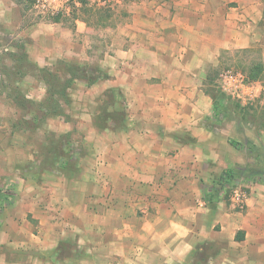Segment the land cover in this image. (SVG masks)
Segmentation results:
<instances>
[{"label": "crops", "instance_id": "obj_1", "mask_svg": "<svg viewBox=\"0 0 264 264\" xmlns=\"http://www.w3.org/2000/svg\"><path fill=\"white\" fill-rule=\"evenodd\" d=\"M29 4L0 0V38L23 48L27 117L85 101L94 130L27 159L34 171L0 209V264H264V181L250 171L264 130L221 122L213 82L231 54L264 49V0H127L69 17ZM65 75L57 99L51 76ZM242 137L257 151L244 164ZM242 179L240 210L230 196Z\"/></svg>", "mask_w": 264, "mask_h": 264}, {"label": "rangeland", "instance_id": "obj_2", "mask_svg": "<svg viewBox=\"0 0 264 264\" xmlns=\"http://www.w3.org/2000/svg\"><path fill=\"white\" fill-rule=\"evenodd\" d=\"M22 2L28 6L30 5L29 0H22ZM106 13L109 14L110 11ZM15 41L7 37V35L0 38V186L6 187V185H10L9 179L14 178L15 182L10 188L16 196L21 187L17 177L22 176L26 171L25 169L34 171V168L24 167L28 163L26 162L27 159L47 158L49 160L52 155L61 153L58 149L59 145L61 146L63 143L66 145L65 142L67 140L74 139V136L73 138L70 137L71 130L74 135L76 134L75 130L94 129L90 128V125L93 124V119L90 120V118L83 117V115L88 113V104L85 101L83 103L58 101L56 108L60 114L56 117L46 119L44 116L43 119H37L34 122L27 117L26 109L32 105L27 103L25 95H23L25 94V87L22 86V72L20 71L23 61V48L18 43L16 44L18 46H15L17 47L15 52L10 49L6 50V48L14 46L17 42ZM228 57L229 63L225 66L239 68L247 74L253 64L258 62L264 64V49L256 46L247 51L231 54ZM59 68L70 69V67H66L63 64ZM91 73H94L93 69ZM216 77L217 75L213 80L215 85ZM64 78L61 81L53 79V84L57 85L56 88L60 89L63 84L64 86L68 84L67 80L69 77L65 75ZM258 81L262 85V91L252 104L243 105L236 99L225 95L226 108L224 107L223 109L221 122L226 119H229L232 123L236 120L241 121L245 124L247 130L246 133L240 134L241 136H249L247 133L251 134L250 130H264V78ZM62 98L68 99L65 94L60 93L57 99ZM92 106L93 104H91ZM229 110L231 118L226 117ZM55 130H64V134H62L64 136H60L57 133L58 131ZM68 132L69 135H65ZM245 139L244 137L240 138L243 147L241 146L238 150L240 162L243 164L253 159V156L257 153V151L251 152L247 148L249 144L244 141ZM257 140L260 147L264 149V139L257 136ZM262 149L260 150L263 151ZM47 183H52L49 178H47ZM235 188L242 189L248 195L251 187L250 183L242 179L236 183Z\"/></svg>", "mask_w": 264, "mask_h": 264}, {"label": "built area", "instance_id": "obj_3", "mask_svg": "<svg viewBox=\"0 0 264 264\" xmlns=\"http://www.w3.org/2000/svg\"><path fill=\"white\" fill-rule=\"evenodd\" d=\"M31 9L40 15L49 16H73L84 7L95 9L115 10L127 0H30ZM217 88L227 96H230L243 105L252 104L262 91V85L257 80H252L242 70L228 66L221 69L216 77ZM246 193L235 188L232 202L235 207L243 210L246 206Z\"/></svg>", "mask_w": 264, "mask_h": 264}, {"label": "trees", "instance_id": "obj_4", "mask_svg": "<svg viewBox=\"0 0 264 264\" xmlns=\"http://www.w3.org/2000/svg\"><path fill=\"white\" fill-rule=\"evenodd\" d=\"M247 75L252 80L263 79L264 78L263 77L264 76V64L262 62L253 64V66L248 70ZM53 76H51L52 83H53V79H57L56 77H53ZM67 82L68 84L65 86L63 84V86L60 89L56 88L57 87L56 84L55 85L53 84L54 86L52 87V94L63 93L65 91V88L70 84L69 79L67 80ZM215 94L218 98L225 97V94L222 93L219 89H216ZM56 105H57V102H54L53 100H49V102L45 104V108L48 113H54V112H57ZM42 107H44L42 104L41 105L37 104V107L35 109L42 108ZM31 120L34 122L37 119H31ZM250 171L254 175L253 176L254 181H264V161L262 162L260 161V163L256 167H251ZM224 177H226V180H230V178L233 177V173H231V171H225ZM11 198H12V190L9 187L0 186V209L9 203L11 201Z\"/></svg>", "mask_w": 264, "mask_h": 264}]
</instances>
